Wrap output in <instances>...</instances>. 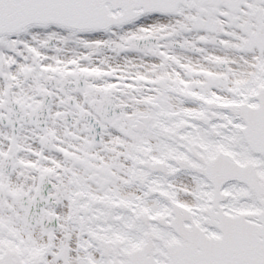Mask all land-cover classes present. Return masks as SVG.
Here are the masks:
<instances>
[{"label":"snow or ice","instance_id":"obj_1","mask_svg":"<svg viewBox=\"0 0 264 264\" xmlns=\"http://www.w3.org/2000/svg\"><path fill=\"white\" fill-rule=\"evenodd\" d=\"M0 264H264V0H0Z\"/></svg>","mask_w":264,"mask_h":264}]
</instances>
